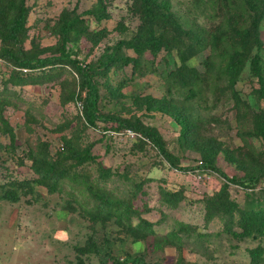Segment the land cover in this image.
Wrapping results in <instances>:
<instances>
[{"label": "rangeland", "instance_id": "1", "mask_svg": "<svg viewBox=\"0 0 264 264\" xmlns=\"http://www.w3.org/2000/svg\"><path fill=\"white\" fill-rule=\"evenodd\" d=\"M98 2L24 0L26 23L14 40L5 36L17 14L10 5H19V0H0V55L44 58L65 53L90 66L99 91V112L117 119L86 127L82 101L62 103L69 87L80 97L85 94L70 65L55 62L35 67L37 75L48 73L50 67L64 70L42 82L28 78L18 84L9 79L17 67L0 56V264H264L250 262L248 255L256 247L264 253V233L257 239L251 234L234 238L223 233L226 226L221 222L205 221L209 199L233 203L237 215L233 229L240 233L244 231L240 217L247 214L250 203L264 201V97L260 93L264 84L251 75V58L257 55L264 81V0L156 1L190 37L185 64L197 79L185 87L172 86L167 78L180 64L175 49H162L156 56L145 52L137 67L121 62L100 65L118 42L139 30L141 21L135 0H102L106 16L97 20L93 10ZM255 12L261 16L247 45L229 34L216 42L231 15L241 13L249 27L248 15ZM72 19H77L82 34L68 29ZM119 50L136 57L129 47ZM220 50L228 53L225 60ZM231 53L234 67L240 69L234 86L224 72ZM173 112L186 116L187 131H181ZM147 127L156 130L179 167L194 169L170 166L138 129ZM124 128L133 135H125ZM72 135L84 145L91 144V155L112 175L100 176L95 161L74 166L64 159V152L58 161L65 165L55 166L57 174L47 180V186L40 183L36 166L55 165L64 150L62 139ZM201 161L229 179L245 178L247 184L230 182L212 169L195 168ZM66 166L76 173L73 186L68 177L58 176L57 171ZM90 184L105 195L113 193L120 202L118 210H128L130 221L107 215L108 209L97 212L102 204L90 192ZM179 223L203 237L196 240L192 231L180 234ZM127 225H141L143 230L139 226L140 233L134 236ZM176 237L182 240L174 245Z\"/></svg>", "mask_w": 264, "mask_h": 264}, {"label": "trees", "instance_id": "2", "mask_svg": "<svg viewBox=\"0 0 264 264\" xmlns=\"http://www.w3.org/2000/svg\"><path fill=\"white\" fill-rule=\"evenodd\" d=\"M157 0H135L134 3V10L137 12L138 17L141 21L139 30L132 35L130 39L127 41H120L116 45V50L112 51L106 58L105 61H102L100 65H108V63L112 62H121L124 64L131 63L133 67L139 66V58L145 53L149 52L152 56L158 55V53L165 49L167 52H170L172 49H175L177 52V55L180 59V64L172 71H170L167 74V78L170 80L172 86H179V87H185L188 85H193L196 83L197 76L193 70V68H189L185 64L186 60V54L189 53L191 50L192 44L190 37L188 35V32L183 31L175 17L169 12L165 11L162 12L160 9V5L156 3ZM99 7L97 9H94L93 12L96 15L95 18L97 20H100L102 16L104 15V6L102 4V0H99ZM14 11H17V14L14 15L13 19L10 21L8 26V32L5 37H9L11 39H16L17 34L21 32L24 29L25 23H26V16L27 11L24 6V0H19V5L12 4L10 5ZM233 8V7H232ZM240 15H231L228 19V24H226V31L229 33H226V31H218V36H216V42L220 44L219 42L222 40L223 36H226L229 34V38L232 40H236L238 43H241V45L245 46L248 43L249 35L252 32H255L261 14L255 12L254 15L249 17V27H245V21L243 18V15L241 13H237ZM231 20V21H230ZM66 26L69 28L74 29V33L79 35L82 34V29L77 27V19H72L69 23L66 24ZM125 30L124 25H121L120 31L123 32ZM4 37V38H5ZM121 46H126L131 49L136 54V57H130L126 56L120 53L119 48ZM219 46V45H218ZM221 46L218 47L220 49ZM219 54L223 60H225V56L228 55V53H222V51H219ZM2 56L7 57L10 59L14 65L19 69H29V71L23 72L22 70L14 69L11 71L9 79L12 80L14 83H22L25 79H32L37 78L36 80H40L38 78H41V82L44 80L49 79L52 75L55 73V76L57 74H60L64 69L62 68L65 65H70V67L78 74L80 78V88H82L85 91V94L83 97H80L79 94L77 95L74 91L70 90V87L68 91L65 93V90L63 92V95L61 96L62 103H65L66 101H76L81 100L82 101V117H83V123L86 127H95L96 121H107L112 120L116 121L117 119L112 116H104L99 112L98 108V102H99V91L97 87V83L95 81L94 77V71L93 69L88 65H83L81 62L75 59H71L68 55L65 53H61L58 56L54 57H44V58H26V57H20L15 55L14 53H1ZM0 55V56H1ZM233 53L229 54L228 61H226V67H225V73L229 76L228 81L231 86H234L236 83V76L239 73L238 68L234 67L233 59H234ZM60 63L63 66H60L59 68L56 67H50L48 73L37 75L34 73L35 67H40L42 65H48L51 66L52 63ZM228 62V63H227ZM52 70H54L53 73L49 74ZM251 75L253 77H256L259 81L260 85L264 84L263 81V75L261 74V67L259 64V58L257 55L253 56L251 58ZM52 78V77H51ZM109 92V91H108ZM260 93L264 97V90L260 88ZM112 95L110 92L108 93ZM157 109L161 107H156ZM175 117L176 122L180 125V129L182 132H185L189 129L190 122L187 120L186 116L178 113L173 112L172 114ZM80 118V117H79ZM2 123L4 124V127H6L7 123L5 122L4 118H1ZM120 126L124 127H131L129 123H119ZM137 128V127H135ZM130 129V128H124ZM139 131L144 134L149 142L156 148V150L159 152L160 155L164 157V159L168 162V164L174 168L181 169V170H191L192 168H181L179 167L178 160L176 157L168 152L165 148V143L161 140V137L156 132V130L152 127L147 128H138ZM262 130L264 131V126L262 127ZM11 139H13V132L8 130ZM62 144L64 145V150L58 153L56 160L54 161L55 165L48 162H44L40 165L39 169L38 166H36V170H38V173L40 174L39 182L46 185L48 184V179L52 178L53 175H56V168L57 164L59 163V158L61 154H64V159L71 160V162L74 164V166H78L83 164L86 161H95L99 166V174L103 178H109L112 173L109 169L102 167L96 160V158L91 155V144L84 145L81 143L80 140L77 139L76 136H70L68 138L62 139ZM64 164V163H63ZM62 163H59L58 165L64 166ZM69 167L66 166V168L61 167L57 172L59 177H68L69 181L71 182V186H73L72 179L75 178L76 173H70ZM195 168H207L212 169L213 171H216L218 174L222 175L225 179H228L230 182L233 183H239L242 185H246L247 181L245 178L236 179L231 178L229 179L220 169L215 167L214 165L210 164L206 161H201L199 165H197ZM44 172V173H43ZM47 172V174H45ZM249 179L250 178H246ZM90 192L94 195V197L99 201V203L102 204V206L97 208L98 210L108 209L109 212L107 215L113 213L116 214L117 218L119 220L125 219L126 223L130 221L129 219V213L128 210H118L120 207V202L115 198V195L112 193L110 195H105L104 193L100 192L94 185L90 184L88 186ZM50 190L53 188H49ZM215 199H209V202L206 204V216L205 221H213L217 220L221 222L224 226H226L225 230L223 229V233L226 235H229L234 238H242L243 236H246L247 234H251L253 239H257L259 236H261L264 233V201H255L253 203H250L248 206L247 214L244 217H240V222L238 219V222L242 225V232H236L233 229V225L236 224L235 217L237 216L235 214L234 207H236L233 203H226V202H220L218 199V202H214ZM217 205V206H215ZM128 207V206H127ZM130 211V210H129ZM141 224V223H140ZM240 225V224H239ZM141 227V225H139ZM139 226L136 228L127 225L128 230L133 233L132 235L137 236L138 233H140ZM143 230V228H140ZM192 229V228H191ZM188 225L184 223H179L178 230L181 231L180 234H186L189 235V232L192 231L193 236L196 238V240H200L203 236L201 233L196 232V230H191ZM222 232V231H221ZM175 237V236H174ZM182 240L179 237H176L173 239L172 244L176 245L177 242ZM180 242V241H179ZM249 258L250 262L259 263L260 261H264V253L263 249L261 247H256L254 249L249 250Z\"/></svg>", "mask_w": 264, "mask_h": 264}, {"label": "built area", "instance_id": "3", "mask_svg": "<svg viewBox=\"0 0 264 264\" xmlns=\"http://www.w3.org/2000/svg\"><path fill=\"white\" fill-rule=\"evenodd\" d=\"M124 134H125V135H133V132H132V130H130V129H125V130H124Z\"/></svg>", "mask_w": 264, "mask_h": 264}]
</instances>
